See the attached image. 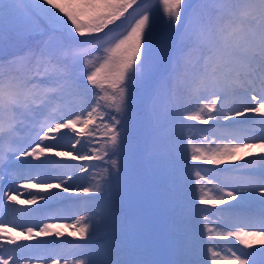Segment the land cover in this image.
I'll use <instances>...</instances> for the list:
<instances>
[{
    "label": "snow or ice",
    "instance_id": "snow-or-ice-1",
    "mask_svg": "<svg viewBox=\"0 0 264 264\" xmlns=\"http://www.w3.org/2000/svg\"><path fill=\"white\" fill-rule=\"evenodd\" d=\"M145 152L172 231L132 260L121 211ZM222 249L264 264V0H0V264Z\"/></svg>",
    "mask_w": 264,
    "mask_h": 264
},
{
    "label": "rangeland",
    "instance_id": "rangeland-1",
    "mask_svg": "<svg viewBox=\"0 0 264 264\" xmlns=\"http://www.w3.org/2000/svg\"><path fill=\"white\" fill-rule=\"evenodd\" d=\"M253 151H254V152H258V149H254ZM68 162H69V161H68ZM73 164H74V163H73ZM31 191H37V190H36V189H32ZM135 191H136V189H135ZM135 194H137V193L135 192ZM21 198H23V197H21ZM69 222H70V221H69ZM64 230H65V233H67L68 231H70V229H64ZM17 231H19V230H17ZM9 232H10L12 235H15V234H16L15 232H12V229H11L10 226H9ZM226 251H227V249H222L221 255H220L219 259H218V264H223V261L229 258L228 255H225V254H224V252H226ZM41 263H43V262H41Z\"/></svg>",
    "mask_w": 264,
    "mask_h": 264
},
{
    "label": "trees",
    "instance_id": "trees-1",
    "mask_svg": "<svg viewBox=\"0 0 264 264\" xmlns=\"http://www.w3.org/2000/svg\"><path fill=\"white\" fill-rule=\"evenodd\" d=\"M101 134H104L102 126L98 128L96 131V136H97L96 143H101V144L103 143V137H101Z\"/></svg>",
    "mask_w": 264,
    "mask_h": 264
}]
</instances>
